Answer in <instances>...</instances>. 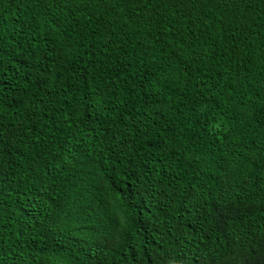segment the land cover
I'll use <instances>...</instances> for the list:
<instances>
[{"label": "trees", "instance_id": "trees-1", "mask_svg": "<svg viewBox=\"0 0 264 264\" xmlns=\"http://www.w3.org/2000/svg\"><path fill=\"white\" fill-rule=\"evenodd\" d=\"M0 264H264V0H0Z\"/></svg>", "mask_w": 264, "mask_h": 264}]
</instances>
